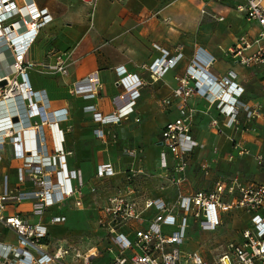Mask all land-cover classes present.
Here are the masks:
<instances>
[{
    "label": "crops",
    "instance_id": "crops-1",
    "mask_svg": "<svg viewBox=\"0 0 264 264\" xmlns=\"http://www.w3.org/2000/svg\"><path fill=\"white\" fill-rule=\"evenodd\" d=\"M36 2L40 8L48 9L53 20L42 28L28 53L27 62L56 64L59 57H62L69 70V75L46 71L40 65H33L27 70L32 87L37 91H46L51 105L47 111L61 110L67 115L66 120H58L57 133L55 129L52 130L51 123L47 120L38 137L40 143L45 144L48 153L54 154L55 136H60L58 139L62 141L61 130L63 131V146L69 169L81 171L86 183L83 188L84 207H74L75 198H71L68 203L49 207L44 214L38 215L33 212V202L25 200L8 204L5 214H20L31 223L47 225L50 232L47 241L51 248L79 244L70 237L69 228L79 227L80 220L83 227L98 228L99 209L112 193L102 192L101 187L106 182H123L131 166L142 169L136 178L138 197H163L169 202L176 200L178 189H163L161 186L165 181V171L161 168L164 148L161 141L165 125L179 116V105L177 100L171 105H166L163 101L173 96L179 84L177 77L185 74L200 48L215 57L212 67L214 73L227 75L234 71L236 80L245 87L244 98L251 102L264 103V68H245L228 52L241 36L248 35L254 41L260 30L258 25L250 22L236 9L237 5L244 4L247 0ZM252 47H258V44L254 42ZM163 49L170 52V57L177 55L180 49L183 56L174 68L155 80L149 67L162 56ZM120 67H124L129 74H137L144 81L140 89L141 96L128 117L122 118L117 124L103 122L94 116L95 113H100L103 117L113 114L118 109L115 97L125 92V88L118 82ZM94 73L98 74L101 81L98 93L94 97L75 93V83ZM191 104L197 109L192 134L202 143V147L190 159L188 178L180 187L181 192L189 194L196 189L212 188L217 181L229 179L236 174L245 179H256L255 176L261 178L264 169L257 166L254 157L239 158L232 162L227 160V155L233 149L232 143L226 134H219L210 125L212 119L223 120L217 106L199 96H194ZM18 105V102L10 100L3 113L11 118L19 108ZM91 107H96L97 110L88 112ZM26 120L20 126L29 137L42 121L40 117L34 118L31 123H26ZM17 129L13 130L14 135ZM97 129L104 130L105 135L99 137L96 134ZM229 132L226 129V133ZM246 141L254 152L264 149V125L259 133L248 136ZM135 148L141 151L137 159L129 153ZM250 158L258 169L245 167L244 164L249 161L246 159ZM105 163H111L117 174L99 179L98 166ZM203 164H208L209 169L203 170ZM22 166L23 159L18 155V146L9 137L2 150L0 195L6 193L5 181H8L12 189L10 191L14 194L34 188L32 182H21ZM95 184L100 188L97 193L92 191ZM65 209L68 214L63 213ZM235 211L231 216L224 215L223 224L219 228L225 226L227 217L230 218L229 223L234 224V232L229 241L239 242L243 238V231L250 227L251 222L246 213L248 220L245 222L249 226L244 229L235 227ZM240 211L243 213V210ZM155 213V210H151L145 216L150 220ZM57 215L66 216V221L52 224L51 218ZM147 224L148 222L137 223L134 227L126 225L122 230L134 236L136 228L146 227ZM54 228L64 229L63 235H55ZM13 231L14 229L0 223V243H16L11 236ZM95 231L100 241L105 232L100 229ZM196 233L198 239L189 243L193 251L197 247V241L209 235L208 231L201 228ZM83 248L86 249L85 246Z\"/></svg>",
    "mask_w": 264,
    "mask_h": 264
},
{
    "label": "built area",
    "instance_id": "built-area-1",
    "mask_svg": "<svg viewBox=\"0 0 264 264\" xmlns=\"http://www.w3.org/2000/svg\"><path fill=\"white\" fill-rule=\"evenodd\" d=\"M236 9L246 18L259 26L260 30L254 41L243 35L228 52L238 64L245 68H264V0H247L237 5ZM205 12V11H204ZM223 19V18H221ZM53 20L48 9L38 6L36 0H0V100L19 103V108L8 117V123L0 133V163L2 150L7 138L18 146V155L23 159L21 182L33 183V189L14 194L8 191L0 195V223L14 229L16 243H0V264H264V180L245 179L236 174L215 183L212 188L196 189L184 194L180 187L187 181L191 157L202 143L192 134L197 109L191 104L194 96L210 100L223 116V120L212 119L211 126L219 134H226L232 143V151L227 160L232 162L239 158L254 157L257 166L264 169V149L254 152L246 139L259 133L264 125V103L251 102L244 98L245 87L236 80L231 71L227 75L214 73L212 67L215 57L200 48L191 64L182 76H178V87L173 96L164 99V104L171 105L178 101L179 116L169 121L162 130L161 168L165 171L163 189L176 188V200L169 202L163 197H138L137 175L142 169L129 168L125 180L116 192L109 195L107 202L99 209L98 229L105 232L100 245L90 243L58 245L51 248L49 227L41 223H31L20 214L6 215V206L10 203H21L31 200L35 214L42 215L52 206L68 203L75 198L73 206L84 207L83 188L86 183L79 170H70L67 154L64 150V134L55 136L54 154H49L45 144L40 143L43 124L48 120L52 130H59L58 120L67 119L63 111H47L50 102L46 91L35 90L28 76V68L40 65L51 72H62L69 75L64 60L59 57L56 64L27 62V56L37 40L42 28ZM257 43L258 47H252ZM183 54L170 57V52L163 49V54L150 67L152 78L158 80L174 68ZM118 80L125 92L115 97L118 106L116 111L103 117H95L103 122L119 123L133 111L144 81L137 74L127 73L124 67L119 68ZM101 81L97 73L87 79L76 82L74 92L94 97L98 93ZM23 107V108H22ZM26 108V109H25ZM96 107L87 111L94 112ZM13 116V117H12ZM15 117L18 121H15ZM40 117L33 134L23 133L21 122L31 123ZM51 117V118H49ZM53 118V121H52ZM25 123V124H26ZM17 127L21 128L20 130ZM12 129V131H10ZM17 129L14 135L13 130ZM226 129L230 130L226 133ZM99 137L104 130L97 129ZM140 149H132L130 155L137 159ZM218 152V149H215ZM136 161H134L135 163ZM203 164V170L209 169ZM111 163L98 166L97 177L103 179L116 175ZM118 187V188H117ZM97 184L92 191L97 192ZM244 210L250 217L251 225L242 233L239 242L229 241L220 253L208 259L201 251L183 252L179 248L186 240L190 220L199 224L204 231H216L223 224V217L235 210ZM155 210V216L148 220L146 214ZM66 221V216L57 215L51 218L52 224ZM136 228L134 236L122 230L128 225L144 224ZM164 225L177 230L167 233ZM92 243V244H91ZM83 246L86 247L83 248Z\"/></svg>",
    "mask_w": 264,
    "mask_h": 264
},
{
    "label": "rangeland",
    "instance_id": "rangeland-1",
    "mask_svg": "<svg viewBox=\"0 0 264 264\" xmlns=\"http://www.w3.org/2000/svg\"><path fill=\"white\" fill-rule=\"evenodd\" d=\"M249 160L248 162H246L244 165L245 167H250V168H256L258 169V167H256V163L254 162V160L252 158L250 159H246ZM258 173V172H257ZM256 179H261L264 180V174L262 175V177H258L255 176ZM254 178V176H253ZM123 181V180H122ZM138 183V182H137ZM122 184L121 181H119L118 183H111V182H106L102 187H101V191L102 192H111V194L116 192V186H120ZM117 187V188H118ZM99 187L97 189V192H99ZM12 190L9 186L8 181H5V191L8 192ZM95 192V193H97ZM110 194V195H111ZM107 195V193H106ZM63 213L68 214L67 210L65 209L63 211ZM232 214H227V216H231ZM226 221L224 222V227L222 226V228H219L217 231H208L209 235L208 236H204L203 239H199L197 241V247L195 249V251H201L208 259H211L214 257V255L220 253L221 249L223 248V246H225V244L228 243V241L230 240V236L232 235V233L234 232V224L233 223H229L230 218H226ZM234 220L236 221L235 223V227H241L242 229L248 227V223L245 222V220H248V215L246 214V211L243 213L242 211H240V209L236 210L234 213ZM170 226H166L164 225V231L167 232H171L174 230H177V226L175 227H171ZM196 227V228H195ZM200 228L199 224H197V226H195V223L193 222V220H190V227L187 229V233H186V240L183 244H181L179 246V248L181 249V251L183 252H192L193 249H190L191 247H189V243L192 242V240H196L198 239L197 237V233L196 231ZM56 230L55 235L61 237L64 233V229H57L54 228ZM97 228L96 227H83L81 226V220L79 222V227H72L69 228L70 230V237L72 239H74V241H78L79 244H89L90 243V239H93V244L95 245H100L99 248H102L104 244L101 245V241H99L98 237H97V232L95 231ZM238 230V229H237ZM236 230V231H237ZM11 236L15 238V242H17L18 237L17 234L15 233V231H13L11 233ZM92 244V243H91Z\"/></svg>",
    "mask_w": 264,
    "mask_h": 264
},
{
    "label": "bare ground",
    "instance_id": "bare-ground-1",
    "mask_svg": "<svg viewBox=\"0 0 264 264\" xmlns=\"http://www.w3.org/2000/svg\"><path fill=\"white\" fill-rule=\"evenodd\" d=\"M2 57V56H0ZM6 103V104H5ZM4 108H7V102H4L2 100H0V133L2 134V129L4 126H6L8 123H13L15 124V122L12 120V121H9V116L8 114H4ZM51 118V117H49ZM22 122V121H20Z\"/></svg>",
    "mask_w": 264,
    "mask_h": 264
},
{
    "label": "water",
    "instance_id": "water-1",
    "mask_svg": "<svg viewBox=\"0 0 264 264\" xmlns=\"http://www.w3.org/2000/svg\"><path fill=\"white\" fill-rule=\"evenodd\" d=\"M0 84H1V85H4V84H6V80H3V81H1V82H0ZM14 120H15V121H17L18 119H17V118H15Z\"/></svg>",
    "mask_w": 264,
    "mask_h": 264
}]
</instances>
